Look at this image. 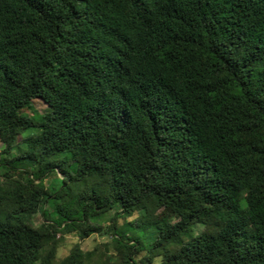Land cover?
<instances>
[{
    "label": "trees",
    "instance_id": "16d2710c",
    "mask_svg": "<svg viewBox=\"0 0 264 264\" xmlns=\"http://www.w3.org/2000/svg\"><path fill=\"white\" fill-rule=\"evenodd\" d=\"M0 141V264H264V0H0Z\"/></svg>",
    "mask_w": 264,
    "mask_h": 264
},
{
    "label": "rangeland",
    "instance_id": "374dc122",
    "mask_svg": "<svg viewBox=\"0 0 264 264\" xmlns=\"http://www.w3.org/2000/svg\"><path fill=\"white\" fill-rule=\"evenodd\" d=\"M33 104L35 108L39 112H45L47 111L46 104L40 100L35 99L33 101ZM25 136H21L19 138L20 144H19V152H23L25 149L24 141ZM24 141V142H23ZM23 142V143H22ZM4 147V144L0 141V151ZM15 165L20 164V161H17L14 163ZM169 213L168 209H161L159 210L156 215L155 219H161L162 217L166 216ZM137 218V214L135 213L133 216L126 218L127 221H134ZM125 218H120L118 221V224H122L124 221H126ZM42 221V217L38 214L34 217V225L39 226ZM108 224L106 222H99V225L97 226V229L94 233L90 234L85 239H80L75 233L73 226L71 224H63L60 227H53L51 228V232L55 234L57 238H59V246L57 250L56 255V261L59 262L63 260L71 251L74 245H79L80 248L83 250V252H94L93 258H100L103 256L104 253L106 255L113 254V256H117V252L112 248L109 247V249L105 250L104 245L106 243H109L111 241V231ZM197 232L201 231L202 229L205 230L202 226H196ZM112 256V255H111ZM114 261L119 262V260L115 259Z\"/></svg>",
    "mask_w": 264,
    "mask_h": 264
}]
</instances>
